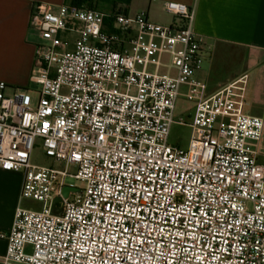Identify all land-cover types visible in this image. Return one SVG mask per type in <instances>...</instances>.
<instances>
[{
    "label": "built area",
    "instance_id": "2783aa9c",
    "mask_svg": "<svg viewBox=\"0 0 264 264\" xmlns=\"http://www.w3.org/2000/svg\"><path fill=\"white\" fill-rule=\"evenodd\" d=\"M165 11L171 25L34 6L32 85L0 81V169L22 173L21 199L42 208H17L0 264H264V118L246 111L249 75L210 93L196 75L214 47L194 10ZM175 124L191 128L187 148L169 143ZM36 150L52 164H33Z\"/></svg>",
    "mask_w": 264,
    "mask_h": 264
},
{
    "label": "crops",
    "instance_id": "0c3cea01",
    "mask_svg": "<svg viewBox=\"0 0 264 264\" xmlns=\"http://www.w3.org/2000/svg\"><path fill=\"white\" fill-rule=\"evenodd\" d=\"M69 1L0 0V81L19 87L32 85L39 41L38 34L30 28L33 8L41 2L59 7ZM169 2L191 7L195 12L196 33L213 45L208 75L211 82L216 73L214 57L219 48L232 52V58L241 65V69L226 80H215L213 90L206 82L209 92L215 93L249 75L246 111L264 118V0H87L80 6L97 9L107 15L122 11L136 16L146 12L152 22L167 25L174 22L167 19L165 11ZM22 185L23 182L16 181V172L0 169V233L9 232L12 228L16 210L21 207ZM6 250L7 242L0 238V258Z\"/></svg>",
    "mask_w": 264,
    "mask_h": 264
},
{
    "label": "rangeland",
    "instance_id": "374dc122",
    "mask_svg": "<svg viewBox=\"0 0 264 264\" xmlns=\"http://www.w3.org/2000/svg\"><path fill=\"white\" fill-rule=\"evenodd\" d=\"M167 19L174 20V17L167 13ZM171 23H174V22H171ZM170 24H167V25H170ZM232 57H233L232 52L225 51L219 48L216 56L214 57V65H215L216 73H215V77L212 78L213 81L211 82L208 76L210 69H211V63H210L209 58L204 63L203 73H198L196 75V79H199L204 82H208L210 86V90H213L214 86L216 85L214 82L215 80L217 79L226 80L227 78L231 77L233 74L238 72L239 69H241L240 63H238V61H236V59H233ZM32 89L34 90L36 89V87H33ZM191 106H192L191 103H189L185 99H181L178 102V106H177V112H176L177 116L179 117L183 116L187 122H190L189 118L187 117V115H184V113ZM191 133L192 131L190 127L175 124L172 127L169 143L172 146H179L182 148H187L191 140ZM32 162L33 164L40 165V166H50L52 164V162L43 155L41 150L35 151L33 158H32ZM260 162L264 163V158L262 159L260 158ZM71 173L75 174L76 170L75 169L71 170ZM18 180L21 183L23 182V174L20 172L16 173V181ZM66 182L67 184L80 185V183H78L76 180L70 179V178H68ZM20 206L28 210H40L42 208V203L35 201L33 199H24L22 200Z\"/></svg>",
    "mask_w": 264,
    "mask_h": 264
},
{
    "label": "water",
    "instance_id": "95a60500",
    "mask_svg": "<svg viewBox=\"0 0 264 264\" xmlns=\"http://www.w3.org/2000/svg\"><path fill=\"white\" fill-rule=\"evenodd\" d=\"M72 191H79V190H77V189H75V188H71V187H69V186H67V187H65L64 188V192H63V195H64V197H68L69 196V194L72 192ZM59 202H61V198H57L56 200H55V203H54V213H58V209L56 208V205H57V203H59Z\"/></svg>",
    "mask_w": 264,
    "mask_h": 264
},
{
    "label": "trees",
    "instance_id": "16d2710c",
    "mask_svg": "<svg viewBox=\"0 0 264 264\" xmlns=\"http://www.w3.org/2000/svg\"><path fill=\"white\" fill-rule=\"evenodd\" d=\"M83 1H87V0H71L68 3L80 6Z\"/></svg>",
    "mask_w": 264,
    "mask_h": 264
}]
</instances>
